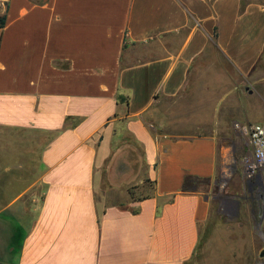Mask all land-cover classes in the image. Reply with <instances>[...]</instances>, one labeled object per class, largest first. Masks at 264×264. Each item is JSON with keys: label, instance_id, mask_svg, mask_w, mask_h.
I'll use <instances>...</instances> for the list:
<instances>
[{"label": "crops", "instance_id": "crops-1", "mask_svg": "<svg viewBox=\"0 0 264 264\" xmlns=\"http://www.w3.org/2000/svg\"><path fill=\"white\" fill-rule=\"evenodd\" d=\"M0 5V264L191 262L212 202L185 180L216 184L250 99L264 110L246 87L264 80V0ZM116 141L147 196L112 184Z\"/></svg>", "mask_w": 264, "mask_h": 264}, {"label": "rangeland", "instance_id": "rangeland-1", "mask_svg": "<svg viewBox=\"0 0 264 264\" xmlns=\"http://www.w3.org/2000/svg\"><path fill=\"white\" fill-rule=\"evenodd\" d=\"M246 87L248 91L261 92L264 98V80L248 81ZM250 100V120H246V124L264 123L254 118L264 116V110L257 106L259 99L252 97ZM234 131L238 132L235 128ZM238 134L239 143L230 142L225 147L222 172L217 183L200 180L199 184L193 182L189 185L191 188L198 185V189L212 202V209L209 219L202 226L201 246L188 264H264V235L258 232L260 218L256 215L259 203L264 201V182L261 179L264 170L248 178L246 165L253 158V146L248 137ZM130 154L127 143L116 141L112 145L111 157L118 158L119 162L109 161L110 168H129L124 170L125 176H112V184L122 186L131 198L147 196L150 189L153 190V183L145 179L143 184L149 189L141 188L139 169L129 167L132 164ZM137 156H141L140 151ZM141 162L142 159H139L136 164ZM33 178L24 177V183ZM17 187L21 184L18 183Z\"/></svg>", "mask_w": 264, "mask_h": 264}, {"label": "built area", "instance_id": "built-area-1", "mask_svg": "<svg viewBox=\"0 0 264 264\" xmlns=\"http://www.w3.org/2000/svg\"><path fill=\"white\" fill-rule=\"evenodd\" d=\"M236 128L246 137L249 138L253 146V158L246 165L248 178L258 175L264 170V124H236Z\"/></svg>", "mask_w": 264, "mask_h": 264}, {"label": "trees", "instance_id": "trees-1", "mask_svg": "<svg viewBox=\"0 0 264 264\" xmlns=\"http://www.w3.org/2000/svg\"><path fill=\"white\" fill-rule=\"evenodd\" d=\"M1 11V10H0ZM6 23H7V14L6 13H1L0 12V28H3L5 25H6ZM193 182H195V180H193V179H191V178H186V180H185V184H184V189L187 191V189L189 188H191V187H189V185H191ZM184 190V191H185ZM201 236H200V241H199V243H198V246H197V249H196V252H195V256L197 255V251H198V248L201 246ZM195 256H194V258H195Z\"/></svg>", "mask_w": 264, "mask_h": 264}, {"label": "water", "instance_id": "water-1", "mask_svg": "<svg viewBox=\"0 0 264 264\" xmlns=\"http://www.w3.org/2000/svg\"><path fill=\"white\" fill-rule=\"evenodd\" d=\"M262 256H264V252H263Z\"/></svg>", "mask_w": 264, "mask_h": 264}]
</instances>
